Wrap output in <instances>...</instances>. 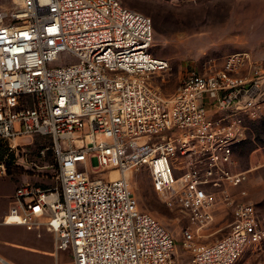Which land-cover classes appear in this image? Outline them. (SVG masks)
<instances>
[{
    "label": "built area",
    "instance_id": "1",
    "mask_svg": "<svg viewBox=\"0 0 264 264\" xmlns=\"http://www.w3.org/2000/svg\"><path fill=\"white\" fill-rule=\"evenodd\" d=\"M4 1L0 143L51 139L58 177L54 188L18 187L4 225L38 237L46 230L55 253L69 251L73 264H242L264 252L255 206L232 191L249 173L235 171L234 150L264 113V73L249 54L190 73L166 96L151 84L171 66L152 55L147 15L120 0ZM64 53L73 61L60 59ZM139 171L188 221V262L176 256L172 234L140 211L129 183ZM7 172L0 163V176ZM223 209L233 216L228 232L200 244Z\"/></svg>",
    "mask_w": 264,
    "mask_h": 264
},
{
    "label": "rangeland",
    "instance_id": "2",
    "mask_svg": "<svg viewBox=\"0 0 264 264\" xmlns=\"http://www.w3.org/2000/svg\"><path fill=\"white\" fill-rule=\"evenodd\" d=\"M120 1L124 6L147 15L153 22L152 55L168 60L171 66L169 72L151 80L153 87L163 95H172L180 82L192 72L204 74L219 71L227 58L236 54H249L264 73V0ZM4 4L14 6L10 0L4 1ZM60 59L73 61L66 53L61 54ZM29 101L25 99L24 104ZM248 123V141L234 150L236 172H249L248 178L232 191L238 201L255 206L259 225L264 228V113ZM2 145L4 156L0 163L6 164L8 172L6 176H0V193L4 195L9 192L11 195L17 187L28 184L42 189L58 186L51 139L34 136ZM43 150H46L45 156L41 155ZM129 183L140 211L151 214L172 234L176 256L180 262H188L190 257L183 247L182 231L189 223L184 215L163 203L153 190V181L148 172H134L130 175ZM244 192L246 195L242 194ZM10 200L11 197L6 202L0 199V206H5ZM4 217L0 220L1 225H4ZM232 222V213L220 210L215 221L202 231L204 237L198 242L213 243L228 232ZM34 233L25 230L23 236L33 241L36 248L53 250L45 237H37ZM10 251L12 258H6L13 264H73L69 251H61L57 255L36 250ZM259 261H264V252L260 255L246 254L242 264H256Z\"/></svg>",
    "mask_w": 264,
    "mask_h": 264
},
{
    "label": "crops",
    "instance_id": "3",
    "mask_svg": "<svg viewBox=\"0 0 264 264\" xmlns=\"http://www.w3.org/2000/svg\"><path fill=\"white\" fill-rule=\"evenodd\" d=\"M214 112H215L214 108L209 106L208 115L209 116L213 115ZM235 171H236V168H235ZM16 189L11 192V195L9 192L4 193V195L0 193V199L4 200L5 202L7 198L11 197V200L8 203H6L5 206H0V220L8 214L11 208L12 197L14 196ZM25 230L26 228L23 226H17V225L7 226V225L0 224V257L1 258L13 264L12 261L6 258V257L12 258L10 250H19V251H25V252H33L36 250L40 253L50 252V253H54L55 255H57L55 253L54 237L51 233L47 232L46 230H43L41 232V236L45 237L46 240H48L47 244H50V246H53L52 251H44V250H41L40 248H36L33 244V241H30L26 237L23 236V232H25ZM34 234L38 237L36 233Z\"/></svg>",
    "mask_w": 264,
    "mask_h": 264
},
{
    "label": "trees",
    "instance_id": "4",
    "mask_svg": "<svg viewBox=\"0 0 264 264\" xmlns=\"http://www.w3.org/2000/svg\"><path fill=\"white\" fill-rule=\"evenodd\" d=\"M243 145V144H242ZM4 156V150H3V145L0 143V159H2Z\"/></svg>",
    "mask_w": 264,
    "mask_h": 264
}]
</instances>
